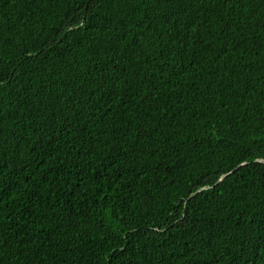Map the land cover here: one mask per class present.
I'll use <instances>...</instances> for the list:
<instances>
[{
    "label": "trees",
    "instance_id": "obj_1",
    "mask_svg": "<svg viewBox=\"0 0 264 264\" xmlns=\"http://www.w3.org/2000/svg\"><path fill=\"white\" fill-rule=\"evenodd\" d=\"M0 264H264V0H0Z\"/></svg>",
    "mask_w": 264,
    "mask_h": 264
},
{
    "label": "snow or ice",
    "instance_id": "obj_2",
    "mask_svg": "<svg viewBox=\"0 0 264 264\" xmlns=\"http://www.w3.org/2000/svg\"><path fill=\"white\" fill-rule=\"evenodd\" d=\"M225 178L224 177H221V180H224Z\"/></svg>",
    "mask_w": 264,
    "mask_h": 264
}]
</instances>
